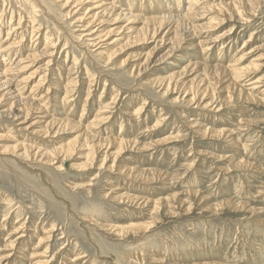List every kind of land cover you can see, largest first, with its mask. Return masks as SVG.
<instances>
[{"label": "rangeland", "instance_id": "374dc122", "mask_svg": "<svg viewBox=\"0 0 264 264\" xmlns=\"http://www.w3.org/2000/svg\"><path fill=\"white\" fill-rule=\"evenodd\" d=\"M44 1L45 7L36 9L25 0H0V14L3 8L5 14L0 19V93L8 87L3 69L16 68L19 57L25 59L28 52L44 53L34 64L46 65L41 90L32 89L41 83V74L22 83L35 67L20 77L16 70L14 83H22L18 87L23 98L34 99L47 121L60 118L81 129L88 126L86 132L97 136V146L91 156V149L85 147L73 158L56 163L33 158L34 151L25 159L12 148L31 145L45 152L58 141L79 138L81 132L72 125H60L58 139L53 133L45 138L21 131L13 117L0 116V136L5 135L0 137V264H264V0L255 10L238 4L236 11L230 10L236 8L235 0H195L198 4L190 0H99L118 10L100 7L95 11L100 20L93 26H84L88 21L78 18L87 1L79 6L73 0L65 6L61 0ZM206 6L221 9V14H206L199 20L176 18ZM131 14L140 18L169 15V19L163 31L142 40L137 30L126 28L133 20ZM9 15L16 17L11 20ZM203 23L207 27L203 31L194 28ZM12 25L21 28L18 34L8 35ZM137 25L141 28L143 23L137 21ZM93 28L96 31L84 32ZM92 32L98 36L86 37ZM111 38L115 39L108 46L111 57L98 54L100 41ZM11 39L18 40L12 46V59L7 58L9 49L4 46ZM218 66L228 71L243 69L235 88L216 82L215 77L225 74ZM172 73L180 75L168 87L160 78ZM192 80L195 90L187 88ZM209 82L213 83L212 94L195 93L198 86ZM60 96L68 104H57ZM101 106L104 115L97 113ZM6 108L0 105V111ZM97 115L104 122L94 123ZM220 131L224 133L218 136ZM84 139L80 136L77 145L80 140L92 145L93 137ZM112 140L124 141L126 148L109 145ZM84 154L92 164L78 167L86 162L81 158ZM240 160L250 168H235ZM137 197L163 204L156 214L135 204ZM134 224L145 226L122 233L104 228ZM38 254L43 257L36 259Z\"/></svg>", "mask_w": 264, "mask_h": 264}, {"label": "bare ground", "instance_id": "6f19581e", "mask_svg": "<svg viewBox=\"0 0 264 264\" xmlns=\"http://www.w3.org/2000/svg\"><path fill=\"white\" fill-rule=\"evenodd\" d=\"M24 1V0H23ZM27 1V2H26ZM70 0H68V1H66V0H61V1H59V3L61 4V6H65L68 2H69ZM73 1H75V2H73V3H75V4H77V3H84L85 1H87L86 2V4L88 5L86 8H83V12H82V14H80V17H78L80 20H87L88 22L84 25V26H86L87 24L89 25H92L93 26V24L94 23H97V21H99L100 20V18L98 17V13H95V11L97 10V9H100V7H105L104 8V11L105 10H107L108 11V9H110L111 11H113V10H115V9H117L116 7H115V9L114 8H112V7H108V6H110L109 4L107 5V6H105V4H100V2H99V0H98V2L96 1V0H73ZM96 1V2H95ZM101 1V0H100ZM128 1V0H127ZM132 1V0H131ZM153 1V0H152ZM190 1H192L191 3H193V2H195V0H190ZM199 0H197V2H198ZM232 1V0H231ZM5 2V1H4ZM64 2V3H63ZM104 2H106V0L104 1ZM113 2H115V1H113ZM126 2V1H125ZM129 2V1H128ZM136 2V1H135ZM157 2V1H156ZM160 2V1H159ZM197 2H195L196 4H198ZM259 2H260V0H248L247 2H244L243 0H235V6H236V8H233V7H230V10H232V11H236V10H239L238 8H240L239 6L241 5V6H246V8H249V9H252V10H255V9H257V7H259ZM25 3L27 4H30L33 8H36V7H38L39 5H41V6H44L45 7V4L44 3H46V1H44V0H25ZM71 3V2H70ZM107 3V2H106ZM110 3V2H109ZM116 3V2H115ZM123 3V2H122ZM134 3V2H133ZM138 3V2H137ZM142 3V2H141ZM147 3V2H146ZM149 3V2H148ZM151 3V2H150ZM164 3V2H163ZM190 3V4H191ZM203 3V2H202ZM243 3H245V4H243ZM261 3V2H260ZM1 4V3H0ZM6 4V3H5ZM113 4V3H112ZM130 4V3H129ZM131 4H132V2H131ZM140 4V3H139ZM158 4V3H157ZM178 4H179V2H178ZM181 4V3H180ZM190 4H189V6H190ZM205 4V3H204ZM238 4H240L239 6H238ZM74 5V4H73ZM90 5V6H89ZM97 5H99V6H97ZM124 5V4H123ZM123 5H122V7H123ZM125 5H127V4H125ZM263 5H264V3H263ZM5 6V5H4ZM72 6V5H71ZM77 6H79V4H77ZM77 6H75V8H77ZM113 6V5H112ZM129 6V5H128ZM149 6V5H148ZM152 6V5H151ZM164 6V5H163ZM179 6V5H178ZM196 6V5H195ZM194 6V7H195ZM119 7V6H118ZM143 7V6H142ZM91 8V9H90ZM120 8H121V6H120ZM193 8V7H192ZM8 9L9 8H7L6 7V10L8 11ZM37 9V8H36ZM72 9V8H71ZM95 9V10H94ZM122 9V8H121ZM138 9V8H137ZM150 9V8H149ZM149 9H147V10H149ZM175 9V8H174ZM189 9V8H188ZM1 10V9H0ZM33 10V9H32ZM38 10H40V9H38ZM73 10H75V9H73ZM73 10H71V11H67L69 14L73 11ZM118 10V9H117ZM117 10H115V11H117ZM123 10V9H122ZM122 10H120V11H122ZM135 10H136V8H135ZM142 10V9H141ZM176 10V9H175ZM248 10V9H247ZM4 8H3V10L1 11L2 13H3V15L5 16V14H4ZM11 11V10H10ZM21 11H24V10H21ZM50 11V10H49ZM119 11V12H120ZM126 11V10H125ZM128 11V10H127ZM132 11V10H131ZM155 11H156V9H155ZM189 11H191V10H189ZM201 11V12H200ZM243 11V10H242ZM27 12H29V11H27ZM138 12V11H137ZM191 12H193V11H191ZM191 12H188V13H186V14H184V15H181V14H177V16L178 17H176V18H178V19H183L184 17H189V16H192L195 20H199V19H203V17H205V15L206 14H213V13H215V14H221V9H216V8H214V7H208V6H206V7H204V8H201V9H199V10H197L196 12H195V9H194V12L195 13H191ZM2 13L0 14V19H1V17H3V15H2ZM10 13V12H9ZM17 14H18V12H16ZM33 13V12H32ZM41 14H42V12H40ZM50 13V12H49ZM92 13V14H91ZM116 13V12H115ZM122 12H120L118 15H120ZM238 13H241L240 11H238ZM244 13V12H243ZM46 14V13H45ZM168 14V13H167ZM203 14V16H201ZM232 14H233V12H232ZM11 15V14H10ZM9 15V16H10ZM19 15V14H18ZM36 15V13L34 14V16ZM38 15V14H37ZM128 16H129V14H127ZM138 15H140V14H138ZM149 15H151V14H149ZM188 15V16H187ZM22 16V15H21ZM33 16V15H32ZM34 16H33V18H34ZM131 16V18L133 19L132 20V22H130V24L129 25H131V27H128L129 25H127V29H129V30H137L138 31V38L139 39H142V40H146V39H151L152 37H154V35L157 33V32H159V31H163V24L165 23V22H167V20L169 19V15L168 16H166V17H147L146 18V16H145V18L142 16V18H140V16H137L136 14L135 15H133V14H131L130 15ZM231 16V15H230ZM11 17V16H10ZM16 16H12L11 17V20L12 19H14ZM207 17V16H206ZM214 17V16H213ZM219 17V16H218ZM7 18V17H6ZM17 18H18V16H17ZM16 18V19H17ZM26 18V17H25ZM30 18H32V17H30ZM206 19V18H205ZM212 20H214L215 18H211ZM219 19V18H218ZM7 20V19H6ZM84 20V21H85ZM17 21H18V19H17ZM35 21H36V17H35ZM35 21H34V19H33V24H35ZM137 21H141V23H143V25H142V27L140 28L138 25H137ZM200 21H202V20H200ZM220 21V20H219ZM11 22V21H10ZM9 22V23H10ZM13 22V21H12ZM22 23V22H21ZM25 23V22H24ZM29 23H31V22H29ZM37 23V22H36ZM191 23H192V21H191ZM190 23V24H191ZM193 23H194V21H193ZM101 24V23H100ZM99 24V25H100ZM206 24V23H205ZM1 25V24H0ZM6 25V24H5ZM17 25H19L18 23H17ZM22 25V24H21ZM37 25H39V23L37 24ZM192 25V24H191ZM211 25V24H210ZM2 26V25H1ZM11 26V25H10ZM13 26V25H12ZM32 26V25H31ZM83 26V27H84ZM15 27V28H14ZM37 27V26H36ZM89 27V26H88ZM210 27V26H209ZM215 27V26H214ZM18 28H20V27H17V26H13L12 28L10 27V28H8V30H9V32H8V35L9 34H18ZM40 28H42L41 26H40ZM95 28V27H94ZM87 29V30H84V32H87V31H89V32H91L92 30H94V31H96L95 29ZM98 28H100V27H98ZM167 28H168V26H167ZM194 28L195 29H198L199 31L201 30V31H203L204 30V28H207V27H205V25H204V23L203 24H200V25H194ZM21 29V28H20ZM34 29H36L35 27H34ZM38 29L39 28H37L36 30L38 31ZM85 29V28H84ZM209 29H211V28H209ZM36 30H33V32L34 31H36ZM40 30V29H39ZM36 31V32H37ZM1 32H2V28H0V38H1ZM20 32V31H19ZM35 32V33H36ZM95 32H92V34L91 35H89V34H87L86 35V37H90V36H98V35H95L94 34ZM34 34V33H33ZM42 34V33H41ZM122 34V33H121ZM182 34V33H181ZM21 35V34H20ZM37 35V34H36ZM11 36V35H10ZM47 37H49L50 38V36H48V35H46ZM8 36H6V38H7ZM14 37V36H13ZM20 37V36H19ZM32 37V36H31ZM37 37V36H36ZM35 37V38H36ZM183 37V36H182ZM22 38H24L23 37V35H22ZM42 38V37H41ZM185 37H183V39H184ZM9 38H7V40H8ZM13 39V38H12ZM12 39H11V42H6V44H4V46H6L5 48L6 49H9L8 51H6V52H8V53H6L7 55H5V56H7V58L9 57V58H11V56H12V52L14 51V49H12V46H13V48L14 47H16L17 46V42H18V40L17 39H14V41H12ZM19 39H21V38H19ZM43 39V38H42ZM88 39V38H87ZM112 39V38H111ZM177 39H180V37H179V35L178 36H175V41H177ZM230 39V38H229ZM16 40H17V42H16ZM29 40H32L31 38L29 39ZM46 40H47V38H46ZM49 40V39H48ZM19 41H21V40H19ZM33 41V40H32ZM36 41V40H35ZM51 41H52V39L49 41L50 43L49 44H51ZM138 41V40H137ZM217 41V40H216ZM3 42H5V41H3ZM45 42H47V41H45ZM87 42L88 43H90L91 42V40H87ZM102 44H101V43ZM98 44H97V46L98 45H100L101 44V46H99V48H101V49H98L97 50V53L98 54H100L101 56H104V57H111V50H110V48H108V46H110V45H112L113 43H115V39L113 40H101ZM0 43H1V41H0ZM44 43V42H43ZM54 43V42H53ZM190 43H191V41H190ZM210 42L209 41H207V44H209ZM3 44V43H2ZM31 44V43H30ZM29 44V45H30ZM33 44V43H32ZM36 43H34V45H35ZM138 44V43H137ZM140 44V43H139ZM142 44V43H141ZM202 45L203 44H205V42L204 43H201ZM44 45H45V43H44ZM24 46V45H23ZM45 46H48L47 44L45 45ZM208 46V45H207ZM11 47V48H10ZM25 48H26V46H24ZM51 47V49H53L52 48V45L50 46ZM50 47H48V49H50ZM96 47V46H95ZM210 47V46H209ZM209 47H207V48H209ZM23 48V47H22ZM202 48V47H201ZM203 49V48H202ZM260 49V48H259ZM20 49L18 48L17 49V51H19ZM201 50V49H200ZM210 50V49H209ZM23 51V50H22ZM46 51H47V49H46ZM219 51V50H218ZM237 51V50H236ZM2 53H3V50L1 51ZM0 52V53H1ZM114 52V51H113ZM112 52V53H113ZM16 53V52H15ZM18 53V52H17ZM24 53V52H23ZM29 53V55H28V57L26 56V58L25 59H22V57H19V60H18V63H17V66H16V68H12L11 66H9V67H7L6 69H3V71H2V75L3 76H5L6 78H7V80H6V83H5V85H7L8 87L6 88V90H3L2 91V93H0V105L1 106H3L4 108H6V109H2L1 111H0V116L1 115H3V114H6L8 117L10 116V117H13V118H15V120L17 121V126L19 127V128H21L20 130L22 131V130H25V131H31L32 133H37V134H42V136H45V138H47L48 136H50V134H54V135H52V137L53 138H59L60 136H59V134L61 133V128L59 127L60 125L61 126H63V125H69V126H71L72 125V129H79V131L81 132L80 134H79V138H74V140L72 139V140H70V141H68V142H65V143H61L60 141H58L59 143H57L56 144V142H55V144L57 145L55 148H53L52 150H47V151H45L44 152V150H41L40 148H37L36 150L31 146V145H26V146H23V145H18V146H16V147H13L12 148V151L14 152V154H18L20 157H22V158H25V159H29L30 158V156H31V152L32 151H34L35 153L34 154H32V156H33V158H35V156H36V158H40L39 159V161L41 160V161H45V162H47V163H56L59 159L61 160L62 158H64V159H68V158H73L74 157V154L75 153H77L76 151H80L81 149H85V147H88L87 149H91V151H90V156L93 154V149L92 148H96V146H97V144H96V138H97V136H91V135H89V134H87V132H86V129H88L87 127H84V128H82L81 129V125H78L77 123H75V122H73V121H70V120H67V119H50L49 121H47L48 119H45L47 116H44L43 114H40V113H42V109L36 104V102L34 101V99H30V98H23V96L25 95H23L22 94V92L19 90V87L18 86H21V84L23 83H25V82H30L32 79L34 80V78L35 77H37L39 74H41L42 75V77H40V81L38 82V83H40V84H38V85H36V86H32V89H35L36 91L38 90H41V87H43V85H44V83H45V79H46V77L44 76V74H42L43 72H44V67L46 66V65H39V66H34V64H35V61H37L38 59H41V58H43V57H45L46 55L44 54V53H41V54H32V55H30L31 53L30 52H28ZM28 53H26V54H28ZM115 53V52H114ZM218 53V52H217ZM227 54V53H226ZM262 55H264V54H262ZM21 56V55H20ZM65 56V55H64ZM116 56V55H115ZM66 57H67V54H66ZM114 57V55L112 54V58ZM5 58V57H4ZM15 58V57H14ZM24 58V57H23ZM262 58V57H261ZM12 59V58H11ZM49 60V59H48ZM75 61V60H74ZM206 61V60H205ZM233 61H235V59L233 60ZM2 61L0 60V63H1ZM4 62H5V59H4ZM10 62V61H9ZM119 62V61H118ZM121 62V61H120ZM120 62H119V64H120ZM75 63V62H74ZM23 64H25V65H23ZM10 65V64H9ZM15 65V64H14ZM230 66V65H229ZM5 67H6V65H5ZM15 67V66H14ZM32 67H35V69H34V71L33 72H31L30 73V75L29 76H27L26 78H24V80L22 81V80H19V81H22V83H20L19 82V85L18 84H16V83H14V81H13V77H12V75H13V73H15V71L17 70V72H16V75L17 76H19L20 77V73H22V72H27V71H30L31 69H32ZM218 67H221L222 68V71H223V73H225L224 74V77L223 76H221L220 77V75L219 76H217V77H215L216 79V82L217 83H219V82H223V83H227V88H235L236 87V85H235V80L237 81L238 80V78H239V74L243 71V69H241V68H239V69H233V70H231V68L229 69L230 71H228L227 70V68L226 67H222V66H218ZM232 67V66H231ZM234 67V66H233ZM220 68V69H221ZM213 70V69H212ZM228 72H227V71ZM68 71V70H67ZM178 75H180L179 73H172V74H170L168 77H165V78H160L161 79V81H166V82H168V87H170L171 86V82L174 80V78H175V76H178ZM38 78V77H37ZM38 80V79H37ZM36 80V81H37ZM70 83L72 82V81H70V80H68ZM33 83V82H32ZM31 83V84H32ZM74 83V82H73ZM258 82H255V84H257ZM16 84V85H15ZM28 85H29V83H27ZM34 84V83H33ZM59 84H61V83H59ZM59 84H57L56 83V85L57 86H59ZM69 84V83H68ZM90 84V83H89ZM65 85V84H64ZM62 86H63V84H62ZM255 86V85H254ZM259 86V85H258ZM71 87V86H70ZM22 88H24V87H22ZM31 88V87H30ZM187 88H189L190 90H195V88H194V86H193V80H192V84L191 85H189V84H187ZM257 88V87H256ZM256 88H254V89H256ZM25 89V88H24ZM28 89H29V87H28ZM43 89V88H42ZM26 91H27V87H26V89H25ZM34 90V91H35ZM49 90V89H48ZM176 90V89H175ZM196 90H198V91H195V93H198L199 91L201 92V93H204V94H212L213 92H214V89H213V83H208V84H206L205 85V87H203V86H198V88L196 89ZM239 90H240V94H242L241 92H243V89H241V88H239ZM44 91V90H43ZM69 91V90H68ZM71 91V90H70ZM75 91V90H74ZM73 91V89H72V92H74ZM41 92V91H40ZM60 92V91H59ZM29 93V92H28ZM44 93V92H43ZM46 93V92H45ZM48 93V92H47ZM58 93V92H57ZM65 93V92H64ZM68 93L69 92H67V95H68ZM40 94V93H39ZM56 94V93H55ZM63 94V93H62ZM72 94V93H71ZM95 94V93H94ZM30 95V94H29ZM34 95V94H33ZM36 95H37V93H36ZM42 95H45V94H42ZM26 96H27V94H26ZM31 96V95H30ZM41 96V95H40ZM56 96V95H55ZM71 96V95H70ZM178 96V95H177ZM196 96V95H195ZM33 98H35L34 96H32ZM31 97V98H32ZM43 97V96H42ZM47 97V96H46ZM49 97V96H48ZM47 97V98H48ZM57 97V96H56ZM66 97V96H65ZM72 97V96H71ZM75 97V96H74ZM40 98V97H39ZM45 98V97H44ZM52 98V97H51ZM60 98H61V96H60ZM63 98V97H62ZM61 98V100L59 99V101H57V104H59V105H61L64 101V99H62ZM178 98V97H177ZM182 98V97H181ZM194 97H192V99H193ZM8 99H10L9 100V102H8V104H4L3 103V101L5 100V101H8ZM41 99H43V98H41ZM53 99V98H52ZM67 99V98H66ZM73 99V98H72ZM179 100H181L180 98H178ZM223 99V98H222ZM240 99H241V97H240ZM49 100H51V99H49ZM54 100V99H53ZM43 101V100H42ZM48 101V100H47ZM72 101V100H71ZM191 101V100H190ZM197 101H199V100H197ZM45 102V101H44ZM54 102V101H53ZM66 102V101H65ZM64 102V103H65ZM69 102V101H68ZM68 102H66L67 104H68ZM203 102V101H202ZM202 102H201V104H202ZM39 103V102H38ZM41 101H40V105H41ZM56 103V102H55ZM65 103V104H66ZM74 103V102H73ZM192 103V102H191ZM194 103V102H193ZM51 104V103H50ZM200 104V105H201ZM70 105H72V104H70ZM53 106V105H52ZM65 106V105H64ZM205 106H206V103H205ZM213 106H215V105H213ZM45 107V106H44ZM60 108H62L61 106H59ZM68 107H69V105H68ZM103 106H101L100 107V109H99V112H97V113H99V115H100V113H103L104 111H100V110H102L101 108H102ZM207 107V106H206ZM13 108H15V109H17V111H14V112H10V110L11 109H13ZM52 108V107H51ZM59 108V109H60ZM211 108V107H210ZM47 109V108H46ZM46 109H45V111H46ZM54 109V108H53ZM52 109V110H53ZM65 109V108H64ZM72 109V108H71ZM106 108H105V106H104V110H105ZM68 110V109H67ZM44 111V112H45ZM55 111H57V107H56V110ZM97 111H98V109H97ZM47 112V111H46ZM45 112V113H46ZM52 112V111H51ZM54 112V111H53ZM52 112V113H53ZM107 112H109V111H107ZM107 112H105V113H107ZM97 113H95V115L97 114ZM35 115V116H34ZM51 115V114H50ZM55 115V114H54ZM84 115V114H83ZM82 115V116H83ZM99 115H97V118L95 119V121L96 122H94V123H97L98 124V122L100 123L101 121L102 122H104V118H102V117H100ZM103 115H104V113H103ZM103 115H101V116H103ZM225 115V114H224ZM53 117V116H52ZM94 117V116H93ZM216 117V116H215ZM106 119H108V118H106ZM194 119V118H193ZM92 121H94V120H92ZM101 122V123H102ZM193 122V121H192ZM199 123V122H198ZM80 124V123H79ZM89 124H91V123H89ZM122 124V123H121ZM196 125V124H195ZM91 126V125H90ZM17 127V128H18ZM40 127H42V128H40ZM56 127H59V129L58 128H56ZM177 127V126H176ZM198 127V126H197ZM196 128V127H195ZM200 128V127H199ZM65 129V128H64ZM198 129V128H197ZM223 129V128H222ZM1 130V129H0ZM4 130V129H3ZM68 130V129H67ZM82 130V131H81ZM195 130V129H194ZM63 131V130H62ZM212 132V131H211ZM7 133V132H6ZM10 133V132H9ZM68 133V132H67ZM224 133V131H220V132H217L216 134L218 135V136H221V134H223ZM4 134V133H3ZM9 135V134H8ZM82 135L83 136H85V139H88V140H90V137H93V140L92 141H90V143H92V145H90V144H88L86 141L85 142H82L81 140H80V142H79V144L77 145V143H78V140L80 139V136L82 137ZM1 136H5V135H1ZM0 136V137H1ZM63 136V135H62ZM172 136V135H171ZM203 136H205V135H203ZM9 137V136H8ZM7 138V137H6ZM29 138V137H28ZM159 138V137H158ZM49 139V138H48ZM52 139V138H51ZM84 139V140H85ZM169 139H172V137H170V138H166V139H163V140H159L158 142H164V141H169ZM233 139V138H232ZM8 140V139H7ZM106 141H109V140H104V142H106ZM99 142H101V141H99ZM98 142V143H99ZM109 143V145H111V144H113V143H116L117 145H118V149H122V148H124L125 147V142L124 141H118V140H112V141H110V142H108ZM176 143V142H175ZM158 144V143H157ZM11 146V145H10ZM152 146V145H151ZM77 147H79V149H77ZM131 147V146H130ZM138 147V146H137ZM238 147H240V146H238ZM126 148V147H125ZM134 147H132V149H133ZM6 149V148H5ZM137 149V148H136ZM170 149V148H169ZM241 149V148H240ZM140 150V149H139ZM41 151H43V153H41ZM168 151V150H167ZM236 151V150H235ZM148 152V151H147ZM83 153V152H82ZM251 154V153H250ZM87 154H84L83 156H81V158H85L86 159V162H85V164H83V165H78V167H87V166H89V165H91L92 164V160H91V158L89 157V158H87ZM138 156V155H137ZM76 157V156H75ZM80 158V159H81ZM238 159V158H237ZM36 160V159H35ZM59 160V161H60ZM94 160V159H93ZM58 165V164H57ZM116 165V164H115ZM117 166V165H116ZM233 166V165H232ZM124 168V167H123ZM122 168V169H123ZM235 168H237V169H248V168H250V164L249 163H246V162H244L243 160H240V161H238V162H235ZM141 169V168H140ZM121 170V169H120ZM113 171V170H112ZM138 171V170H137ZM129 172H130V170H129ZM139 172V171H138ZM134 173H135V169H134ZM137 174V173H136ZM140 175H143L142 173H140ZM129 176V175H128ZM144 176V175H143ZM126 177H127V175H126ZM162 177V176H161ZM136 178V177H135ZM139 179V178H138ZM136 180V179H135ZM132 181V180H131ZM138 181V180H137ZM167 181V180H166ZM136 186V185H135ZM114 190V189H113ZM124 191V190H123ZM113 192V191H112ZM115 193H117V192H115ZM112 195V194H111ZM115 195V194H114ZM119 195V194H118ZM140 195V194H139ZM109 197V196H108ZM115 198H116V196H115ZM120 198V197H119ZM121 198H123V197H121ZM138 198V199H137ZM136 199H137V201H136V203L135 204H137L138 206H140V207H143V209L144 210H147V211H149V209H153V212L154 211H156L155 213L157 214V211L159 210V207H161L162 206V201L161 200H150V199H146V198H144V199H139V197H137ZM174 198V197H173ZM4 199V198H3ZM136 199H134V200H136ZM124 200V199H123ZM132 201V200H131ZM140 202V203H139ZM162 203V204H161ZM183 203V202H182ZM228 204H232V205H236V206H241V205H243V204H241V203H238V204H234V203H232V202H227ZM245 206H247V204L245 205ZM146 207H150V208H146ZM166 207V206H165ZM223 207V206H222ZM212 208H215L214 206L212 207ZM191 209V208H190ZM250 209H252L251 207H250ZM254 209V208H253ZM133 211V210H132ZM169 211H171V210H169ZM150 212V211H149ZM167 212V211H166ZM169 213V212H168ZM172 213H173V211H172ZM159 214V213H158ZM154 218V217H153ZM155 219V218H154ZM157 219V218H156ZM84 221H86L85 219H83ZM31 223V222H30ZM13 224V223H12ZM97 226H98V224H96ZM95 226V225H94ZM100 226V225H99ZM143 226H145V225H143V224H134V225H128V226H121V227H114V226H106V225H104V228H110V230L112 229V230H116V229H120L121 230V233H122V231L123 232H128L129 230H139V229H141ZM103 227V226H102ZM113 232H115V231H113ZM131 233V232H130ZM134 233H136V231L134 232ZM129 234V233H128ZM133 234V233H132ZM136 234H138V233H136ZM135 234V235H136ZM139 235V234H138ZM46 238H48V237H45V239ZM45 239H42L41 241L43 242V240H45ZM27 243V242H26ZM47 244V243H46ZM39 245V244H38ZM13 246V245H12ZM23 246V245H22ZM30 246V245H29ZM40 246V245H39ZM25 248V247H24ZM22 249V248H21ZM37 252V251H36ZM27 253V252H26ZM186 253V252H185ZM43 254H38V255H34L35 256V258L37 257H43L42 256ZM80 255V254H79ZM33 256V255H32ZM70 257V256H69ZM24 258V257H23ZM32 258V257H31ZM34 258V257H33ZM36 258V259H37ZM0 259H2V258H0ZM21 260V259H20ZM6 261V260H5ZM43 261H44V259H43ZM33 262V261H32ZM34 262H36V261H34ZM40 262V261H39ZM210 262V261H209ZM38 263V262H37ZM43 263H45V262H43ZM42 263V264H43ZM41 264V263H40ZM204 264H211V262L210 263H204Z\"/></svg>", "mask_w": 264, "mask_h": 264}]
</instances>
